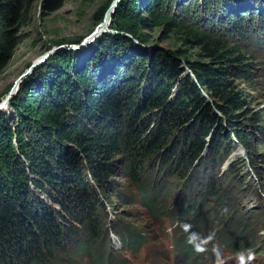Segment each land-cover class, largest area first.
I'll return each instance as SVG.
<instances>
[{"label":"trees","instance_id":"trees-1","mask_svg":"<svg viewBox=\"0 0 264 264\" xmlns=\"http://www.w3.org/2000/svg\"><path fill=\"white\" fill-rule=\"evenodd\" d=\"M186 1L175 7L172 0H121L112 14L119 34L102 36L78 56L59 50L20 83L10 100L16 117L9 120L10 105L0 112V264L22 258L61 264L54 254L72 242L101 248L97 189L109 197L112 176L127 166L136 179L153 152L165 151L150 163L186 177L208 150L211 196L221 189L214 170L235 141L256 161L260 116L249 114L234 75L248 78L250 70L229 34L198 27V0ZM202 1L208 14L232 18L235 31H242L240 0ZM24 12V0H0V70L20 42ZM155 27L180 34L200 58L139 47L134 39L145 44L142 30ZM120 153L122 159L114 156ZM120 236L127 250L146 240L134 230ZM108 256L103 250L98 260Z\"/></svg>","mask_w":264,"mask_h":264},{"label":"rangeland","instance_id":"rangeland-1","mask_svg":"<svg viewBox=\"0 0 264 264\" xmlns=\"http://www.w3.org/2000/svg\"><path fill=\"white\" fill-rule=\"evenodd\" d=\"M114 1L24 0L20 42L11 60L0 70V103L13 81L26 71L23 69L30 67L49 48L59 45L78 56L97 46L102 36L119 34L112 27V17L107 25L103 23L105 15L97 20L108 4V11L113 12ZM172 1L175 7L187 3L186 0ZM240 2L246 10L242 31H235L232 18L208 14L202 9V0H198L201 6L198 27L229 34L227 41L239 50L244 66L250 70L248 78L234 75L237 87L249 99V114L260 116L262 131L255 132L254 139L259 151L255 164L245 148L235 141L220 168L214 170L221 188L215 196L210 195L212 169L208 150L186 177L168 174L166 169L150 163L154 160L158 163L164 149L146 159L136 179L131 178L132 171L124 166L122 172L111 178L114 183L109 188V197L94 185L98 193L96 215L102 232L101 248L97 247L95 252L87 247L79 249L73 242L66 244L54 254L61 264H264V3L262 0ZM57 3L59 8H53ZM142 33L147 42L134 41L145 50L181 49L190 60L200 58L198 49L185 45L178 33H169L163 27L142 30ZM126 114L127 111L124 118ZM7 115L9 120L16 117L11 105ZM119 130H125L124 123ZM114 156L123 158L121 153ZM201 194L203 198H199ZM128 230L146 237L140 248L125 249L120 234ZM190 237H193L191 242ZM103 250L109 256L100 261ZM25 263L22 258L12 264Z\"/></svg>","mask_w":264,"mask_h":264},{"label":"water","instance_id":"water-1","mask_svg":"<svg viewBox=\"0 0 264 264\" xmlns=\"http://www.w3.org/2000/svg\"><path fill=\"white\" fill-rule=\"evenodd\" d=\"M120 0H115L114 3H113V12L115 11L116 7H117V4ZM110 8V7H109ZM109 10V9H108ZM107 10V12L105 13V17H104V22L107 20V17H112L109 16L110 15V12ZM112 12V13H113ZM107 29V28H106ZM105 30V29H104ZM95 33H99V30L98 31H95ZM96 34V35H97ZM85 42L82 43V45H84ZM59 50H62L61 49V46L59 47V45L57 46H53L51 49L47 50L39 59H35L32 61L30 67L28 69H26V71L24 73H22V75H20L18 77V80L14 83V87L12 88V90L10 91L8 97H6L1 103H0V111H3V108L7 107L8 105H10V100L16 95V93L18 92L19 90V87H20V83L23 81V79L25 77H27L36 67L42 65L49 56L53 55L54 53H56L57 51ZM242 146V145H240Z\"/></svg>","mask_w":264,"mask_h":264},{"label":"bare ground","instance_id":"bare-ground-1","mask_svg":"<svg viewBox=\"0 0 264 264\" xmlns=\"http://www.w3.org/2000/svg\"><path fill=\"white\" fill-rule=\"evenodd\" d=\"M112 15V13H111V10H110V15L109 16H111ZM108 21H109V17H107V20L104 22V20H103V23H104V25H107L108 24ZM88 40V39H87ZM87 40H85L84 42H86ZM42 56V55H41ZM40 56V57H41ZM40 57H38L37 56V58L36 59H39ZM27 68H29V66L28 67H26V68H24L23 70L25 71V69H27ZM17 81V78L13 81V83H12V87L7 91V93H6V95L4 96L5 98L6 97H8V95H9V93H10V91L12 90V88L14 87V83ZM17 94V93H16ZM4 110V109H3Z\"/></svg>","mask_w":264,"mask_h":264},{"label":"clouds","instance_id":"clouds-1","mask_svg":"<svg viewBox=\"0 0 264 264\" xmlns=\"http://www.w3.org/2000/svg\"><path fill=\"white\" fill-rule=\"evenodd\" d=\"M187 227H188V226H185L186 229H187ZM194 236H195V234H193V237H194ZM193 237H190V238H189L190 242H191V240H192ZM197 250H199V246H197ZM250 258H251V257H250Z\"/></svg>","mask_w":264,"mask_h":264}]
</instances>
